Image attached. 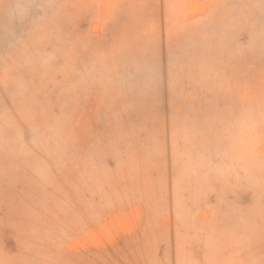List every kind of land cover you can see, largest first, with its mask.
<instances>
[{
  "label": "rangeland",
  "instance_id": "rangeland-1",
  "mask_svg": "<svg viewBox=\"0 0 264 264\" xmlns=\"http://www.w3.org/2000/svg\"><path fill=\"white\" fill-rule=\"evenodd\" d=\"M0 264H264V0H0Z\"/></svg>",
  "mask_w": 264,
  "mask_h": 264
}]
</instances>
